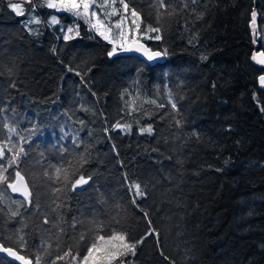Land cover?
<instances>
[{"label":"trees","instance_id":"16d2710c","mask_svg":"<svg viewBox=\"0 0 264 264\" xmlns=\"http://www.w3.org/2000/svg\"><path fill=\"white\" fill-rule=\"evenodd\" d=\"M34 2L39 24L29 5L9 7L24 0H0V243L33 264H73L119 232L137 244L127 264H264V90L250 61L254 8L264 51V0H125L141 17L137 40L167 53L155 64L109 56L114 44L85 19L65 41L47 24L54 10ZM10 148L23 152L8 168ZM17 170L31 204L7 186Z\"/></svg>","mask_w":264,"mask_h":264},{"label":"snow or ice","instance_id":"6c2138e0","mask_svg":"<svg viewBox=\"0 0 264 264\" xmlns=\"http://www.w3.org/2000/svg\"><path fill=\"white\" fill-rule=\"evenodd\" d=\"M190 3L195 5L197 0H189ZM27 4L30 6V10L35 16L37 4L34 0H24V3H10L9 7L16 13V15H25L24 5ZM116 0H104L102 4L97 3V0H44L42 6L47 7L48 9H54L56 11H67L72 12L77 18L85 19V22L88 23L92 29L97 31V34L103 37L105 40H108L112 43L109 34L112 32V29L115 28L120 37L124 36L123 33V25L128 19V12H129V4L125 2V0H120V5L123 8V14H121L116 8ZM167 5V0H159V7L165 8ZM112 7V11H107L108 7ZM118 16L119 19L117 21H113L112 17ZM256 13H252L253 19H255ZM131 17L133 18L131 21V25L129 30H132L134 26L135 30L140 31V21L141 17L137 10L134 8L131 10ZM160 13H157V23H159ZM95 21V22H93ZM36 23L39 24L40 20L38 18H33L28 21V24ZM50 24H57L58 20L55 16H52L51 20L49 21ZM79 25H77V29ZM31 31V29H29ZM74 31L73 28H68L64 33L63 39L65 41L71 39V33ZM146 32L155 33L152 36V39L160 41L162 39L161 36V28L160 27H152L148 26ZM78 34V32H77ZM254 43H258V41L254 40ZM137 51L143 50L144 54L147 56L149 60H152L154 57H160L162 55H166L165 52L160 51H151L144 47L143 44H140L139 47L136 48ZM116 51L115 46L113 50L108 53L109 56H112ZM202 59H207V56H203ZM254 61H257L259 64L264 65V51H258L254 53L252 56ZM79 74V73H77ZM259 83L261 86H264V75L259 77ZM215 87V85H213ZM169 102L173 109L177 108L175 102L172 101L171 97L169 98ZM146 103L157 104L155 99L146 101ZM159 107H164L161 103L158 105ZM132 111H128V115H132ZM179 121H176V124L179 126ZM5 127H9V125L5 124ZM114 128L123 130V131H130L131 125H125L120 122H117ZM9 131H14L13 128H9ZM140 133L144 134L147 133L148 135L153 134V126L151 123L147 125V127H141ZM9 151L13 152L12 158L9 161L8 168L12 167L14 164L18 162V157L20 153L23 152V149H20V152H15L12 148ZM4 155V146H0V160L5 159ZM62 169L57 168V182L59 181V174L61 173ZM7 172V168H4L3 165H0V181L7 182L8 177L4 175ZM47 175V173H46ZM65 178H67V172H65ZM82 183H88L87 180L81 176L76 182L72 185L73 190ZM19 185V186H18ZM8 188L12 190V192H19L28 202L31 204L33 201L30 198L31 193L28 191L27 183L24 180V177L21 175L19 170L15 173V181L7 183ZM134 189L132 192L133 197L136 196H143L144 192L141 189L140 184H132L130 187V191ZM59 191V189H54V193ZM133 203H136L135 198L133 199ZM12 216L19 215L18 211L11 212ZM147 215V214H145ZM44 224L49 223V219L45 218L43 221ZM150 234V233H149ZM83 238V237H82ZM146 237H142L140 241L137 243H142ZM19 242L24 246L27 247V243L24 236L19 237ZM136 243H129L127 237L124 234L119 232H112L110 235L108 233H104L103 235H98L96 239L93 241L91 246L87 250V254L83 256V260L81 264H127V261L122 259L126 257L129 253L133 256L136 255ZM0 252L7 253L8 256L13 257L16 261H20L21 264H32L29 259H26L25 256L19 255L17 251H15L12 247H5L2 243H0ZM70 253H66L68 255ZM167 258V257H165ZM62 259V257H60ZM75 259V257H73ZM36 264H40V257L36 258Z\"/></svg>","mask_w":264,"mask_h":264},{"label":"rangeland","instance_id":"374dc122","mask_svg":"<svg viewBox=\"0 0 264 264\" xmlns=\"http://www.w3.org/2000/svg\"><path fill=\"white\" fill-rule=\"evenodd\" d=\"M119 2H116V8L117 10L123 14V8L120 5V0H118ZM104 2V0H97V3L102 4ZM54 10V9H53ZM107 11H112V7H108ZM59 13H66L67 17H64L62 15H60ZM52 16H55L58 20V27H64L65 28V32L68 28H73L74 31L70 34V35H76L77 32L80 33V23L84 22L83 18H77L72 12H67V11H56L54 10V12L49 15V17L47 16V24L49 26L55 25V24H50L49 21L51 20ZM36 18V16H32V19ZM119 19L118 16L112 17L113 21H117ZM132 17H131V11L128 12V19L125 22V24L123 25V33L124 36L120 37L117 30L115 28L112 29V32L109 34L110 39L112 40V44H114V46L116 48H119L121 50H125V48L132 42L137 41V33L136 30L134 28V26L132 27V30L130 31V25H131V21H132ZM95 22V21H93ZM36 24V23H34ZM77 25H79V28L77 29ZM64 32V33H65ZM103 38V37H102ZM104 39V38H103ZM105 40V39H104ZM108 41V40H106ZM109 42V41H108ZM87 254V252H86ZM84 254V255H86ZM83 255V256H84ZM83 256H73L75 257V259H73V264H81L82 260H83Z\"/></svg>","mask_w":264,"mask_h":264},{"label":"water","instance_id":"95a60500","mask_svg":"<svg viewBox=\"0 0 264 264\" xmlns=\"http://www.w3.org/2000/svg\"><path fill=\"white\" fill-rule=\"evenodd\" d=\"M255 2V0H254ZM255 12L256 13V10L255 8L253 9L252 13ZM250 30H251V35H252V38H253V41L254 40H258L259 38V35H258V23H257V15L255 16V19H253L252 15H251V22H250ZM254 43V42H253ZM140 44H143L145 48L151 50L145 42L141 41V40H137V41H134L132 43H130L126 48L125 50L127 52H131L132 54L134 55H137L139 56L141 59H143L144 61L150 63V64H155V63H162L164 61V55L160 56V57H154L152 60H149L147 58V56L144 54L143 50L141 51H137L136 48L139 47ZM254 50L251 54V57H250V61L251 63L257 67L258 69H260L262 71V73L258 76L257 78V84H258V87L261 89V90H264V86H261L260 83H259V77L261 75H264V65H261L259 64L257 61H254L252 59V56L254 55V53L258 52V51H261L259 49V44L258 43H254ZM151 51H160V50H151ZM162 52V51H160ZM163 53V52H162ZM25 180V179H24ZM26 182V180H25ZM81 185V184H80ZM78 185V186H80ZM19 186V185H18ZM14 193V192H13ZM14 195L18 198H23V196L19 193V192H15ZM14 249V248H13ZM15 250V249H14ZM16 251V250H15ZM18 253V252H17ZM19 255H21L20 253H18ZM0 256H3L5 257L6 259L8 260H11L13 262H15L16 264H21L20 261H16L13 257H10L7 255V253H3V252H0ZM27 259V258H26ZM31 261V260H30ZM32 262V261H31ZM33 264V263H32Z\"/></svg>","mask_w":264,"mask_h":264}]
</instances>
